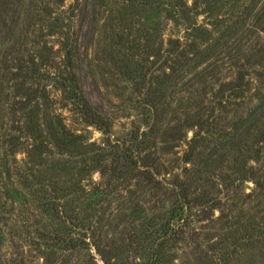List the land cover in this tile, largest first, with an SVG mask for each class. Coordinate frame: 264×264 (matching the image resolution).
I'll return each instance as SVG.
<instances>
[{
	"label": "rangeland",
	"instance_id": "1",
	"mask_svg": "<svg viewBox=\"0 0 264 264\" xmlns=\"http://www.w3.org/2000/svg\"><path fill=\"white\" fill-rule=\"evenodd\" d=\"M39 1L0 0L4 9L3 13L0 11V264H159V254L166 255L163 264H264V248L255 247V240H252L259 237L264 243V157L256 163L252 160L246 162V167L257 171L252 175L261 179L260 185H256L254 177H247L244 181L238 177L244 165L242 156H250L251 150L257 146L255 140L259 135L256 126L264 123V76L254 77L257 81L246 89L250 99L233 101L227 106L225 113L217 117L218 123L210 129V134L207 131L203 133L199 130L200 126L190 120L187 137L174 139L164 136V130L175 123L172 110L176 109L175 113H178L179 108L189 104V94L197 87V78L192 77L195 71L186 77V72L181 73L180 88L176 90V96L169 99L171 108L167 115L162 119L154 120L151 116L146 119L147 114H143V107L137 102L139 97L134 90L135 82L139 80L134 65L144 55L137 53L129 56L120 45L115 31L116 24L124 22L132 12L125 8L123 0H91L89 8H85L86 13L82 3L79 24L81 17H85L78 44L79 54L75 60L77 72L84 93L96 107H101L112 123L111 135L104 136L101 131L86 124L70 101L50 85L48 71L56 67L58 46L55 44L51 49L57 36H53L54 31L46 29L41 32L45 36L40 46L47 40V51L43 52L44 58L35 57L33 65L36 75L43 77L40 87L46 86L52 97L42 114L49 147L42 155L32 153L29 156L24 150L16 151L11 145V137L17 133L21 122L16 101L21 96L22 80L14 79V74L18 58L23 56L28 59L26 54L33 53V45L28 38L34 37L30 30L34 28L33 16L40 12L36 10ZM236 4L238 8L232 0L223 5L222 2H210L201 11L200 19L208 13H226L225 19L243 20L246 27L253 26L264 37V0H236ZM233 12L236 17L229 15ZM168 16L165 11L155 10L137 16L141 27L149 30L151 35L147 44L151 58L160 54L162 37L167 32L175 33L180 29L179 25L174 26V21H169ZM238 25L236 22L235 26ZM231 31L233 28L226 33V37ZM233 35L231 42L243 50L254 48L255 51L257 46L264 48V40L258 44L256 37L248 32L240 30ZM206 52L202 59L205 63L196 67L198 72L207 64L214 65L219 55L214 48ZM246 58L241 57V63H248ZM232 62L226 59L217 77L226 82L231 80L235 72ZM27 65L32 66L29 62ZM124 65L128 69L132 67L134 75L123 74L126 71ZM257 68H253L252 72L264 74L263 68ZM57 119L73 136L62 133ZM148 123L153 132L148 136L144 134L142 138L149 139V142L140 144L143 147L136 149L142 154L151 152L159 161L166 163L167 171L177 168L176 173L181 176L185 173L184 168L191 167L180 161L185 147L183 142H188L196 134V152H202L200 145L203 139L200 136L208 135L209 140L204 143L208 147L192 165V173L200 178L197 184L207 191L203 202L205 206L193 208L183 231L166 244L158 236L163 223L177 213L174 209L178 205L170 187L165 182L156 183L139 175L138 168L114 171L111 160L102 158L101 151L80 150L76 147L78 140L73 139L82 134L88 142L96 141L98 147L108 137L113 144L118 141L127 144L131 128L139 125L141 131H148ZM112 150L114 148L109 147L108 151ZM67 152L73 155L70 157L72 161L87 164L85 172L74 174V178L68 176L69 166L65 169ZM105 153L107 155L108 152ZM226 153H229L228 159ZM25 165L26 168L37 169L35 174L38 179L51 188L55 183L58 188L77 190L73 196L79 195L80 199L72 204L75 219L71 224L44 211L38 187L21 180L20 174ZM194 188L191 187L192 190ZM211 189L215 193H211ZM60 194L61 190H58L53 196ZM249 224L256 225L253 236L249 235ZM43 232L50 236L58 233L74 237L82 243L73 246L54 242Z\"/></svg>",
	"mask_w": 264,
	"mask_h": 264
},
{
	"label": "trees",
	"instance_id": "2",
	"mask_svg": "<svg viewBox=\"0 0 264 264\" xmlns=\"http://www.w3.org/2000/svg\"><path fill=\"white\" fill-rule=\"evenodd\" d=\"M90 1L40 0L37 5L36 10L40 12H36L33 16L34 28L30 30V33L34 37L28 38L29 42L33 45L31 48L33 53L26 54L28 59H25L23 56L18 58L17 71L14 74L16 75L14 79L22 80L20 82L21 96L16 101V104H19L17 110L21 112V120H19L21 122H19L20 125L16 129L17 133L11 137V145H13L16 151L24 150L29 156L32 153L42 155L45 149L49 147L46 139L47 135L44 132L42 114L47 104L51 103L52 97H50V92H47L46 86L40 87V82L43 77L36 75V69L33 65L35 64V57L44 58L43 52L45 53V50L47 51V40H44L42 47L40 46L42 44V38L45 36L41 32L46 29L54 31L53 36H57V39L52 40L51 49L53 50L55 44L58 46V55H55L58 66L56 64L54 70L48 71V78L51 81L50 85L56 87L57 91H60L64 98L70 101L74 110L86 124L95 127L104 136L111 135L110 129L112 123L109 122L105 113L102 112L101 107H96L92 99L84 93L75 61L76 56L79 54V40L82 38L81 35L84 30V22L82 20H84L85 15L81 17V23L79 24L80 7L84 3L83 11L86 13L85 8H89ZM213 1L217 4H221L222 2L223 5L228 0H123L125 8L130 9L132 13H130V16L124 22L116 24V37L119 38L120 45H123L129 56L133 57L137 53L144 55V58L141 61H137L134 65L138 71L137 75L139 79L135 82L134 90L139 97L137 102L143 107V114H147L146 119L150 116L154 120L158 118L162 119L164 115H167L168 110L171 108L169 99L171 96L175 97L177 94L176 90L180 88L179 79L182 77L181 73L186 72V77L195 71L192 77L197 78V87L193 88L191 94H189V104L179 108L181 110H178V113H175L176 109L172 110L175 123L173 126H169L164 130V136L173 137L174 139L187 137L190 120L195 121L200 126L199 130H202L203 133L207 131L210 134V129L214 128L218 123L217 117L225 113L227 106L231 105L233 101L250 99L247 98L246 89L253 85L254 81H257L255 78L264 76L259 71L252 72L253 68L258 70L257 66L259 69H264V48L257 46L255 51H253L254 48L243 50L237 45H234L235 42H231V39L234 37L233 33L240 30L248 32L252 36L254 35L256 40H258V44L260 40H264V37L257 30L253 29V26L246 27L243 20L233 21L230 18L225 19L226 13H218L216 15L208 13L203 19H200L201 11ZM232 1L235 7L238 8L236 0ZM154 10L156 12H167L169 21H174V26L179 25L180 29L175 33L167 32L162 37L163 43L160 48V54L157 57L151 58L148 56L150 46L147 45L150 42L149 38L151 35L149 30L146 31L144 27H141V22L137 19V16H140L142 12H152ZM0 11L2 13L4 11L1 5ZM229 15L236 17L235 12ZM236 22L239 23L238 26H235ZM237 27L244 28H239L238 30ZM232 28V33L226 37V33ZM133 30H135V34H133ZM125 44L126 46H124ZM210 48H214L219 54L215 60V64H207V66L198 72L196 67L197 65L200 66L201 63H205V60L202 59L204 54L207 53L206 51ZM25 51L27 52L28 48ZM242 52H245V54H242ZM21 53L25 55L24 52ZM241 57H247L248 63H241ZM226 59L233 60L232 65L235 67L233 69L235 70L233 72L234 76L227 82L217 77L218 73L222 72L219 69L223 68ZM223 60L224 62L220 63ZM28 62L32 66L27 65ZM124 66L126 71L124 70L123 74L126 73L129 76L130 74L134 75L135 72L132 67L128 69L126 65ZM3 75L4 73L1 76ZM30 82L29 87H25ZM185 86L194 87V85L187 84ZM211 118L213 120L209 121ZM56 122L58 126L61 125L63 134L73 136L66 131V127L61 123V120L57 119ZM147 127H149L148 131H141L139 125L132 127L128 133L130 140L127 144H123L120 141L113 144L108 137L98 147L96 141L88 142L87 139H83L82 134L76 135L73 139L78 140L79 143L76 147H79L80 150L81 148H85L90 152H94L95 150L101 151L102 158H105L106 161L107 159L111 160L113 165L111 169L114 171H127L129 167L138 168L140 169L139 175L152 179L156 183L165 182L170 187V190L175 193L178 199V205L174 209L177 213L174 214L173 218L163 223L158 236V239L166 244L183 231L193 208L201 209L205 206L203 202L205 201L204 198L207 195V191L202 190L197 184L200 178L192 173V165L196 164V157L202 154L208 147L204 143L206 141L209 142V140H207L208 135L200 136L203 139V143L200 145L202 152H196L197 148L196 144H194L197 141L196 134L188 142H183L185 147L182 150L180 161L185 165H191V167L184 168L185 173L181 176L179 173H176L177 168L172 171H167L165 167L166 163L159 161L151 152L142 154L141 151L137 150L143 147L140 144L149 142V139L142 138L144 134L147 133L148 136L149 133L153 132L149 123ZM256 128L259 135L258 139L255 140L257 146L251 150L252 156H242L244 165L238 177L242 181L247 177H254L256 179V185L258 186L262 183L261 179L253 176L257 171L246 167L247 161L250 162L252 160L251 162L256 163L264 157V123L257 125ZM29 141L31 142L29 143ZM28 146L30 147L27 148ZM108 146L114 148V150L108 151ZM245 151L247 153V149ZM105 152H108L107 155ZM67 155L69 156L68 159ZM67 155L65 169L69 166L70 171L68 172V176L70 178H74V174L80 175V172H85L87 164H83L82 161L78 160L72 161L70 157L73 155L69 152H67ZM228 155L229 153L225 155L227 159L229 157ZM28 168L25 165L22 173L20 172L21 180L28 185H36L38 187L37 190L42 194L41 198L44 201L42 204L44 211L51 216H55L58 220L64 218L62 221L71 224L72 219H75V216L72 214L74 212V209L72 210V204L75 200L80 199L79 195L73 196L77 190L58 188L55 183L53 188H51L48 183H44L41 179H38V176L35 174V172H38L37 169H34V167ZM72 169L75 172H71ZM30 176H32V180ZM182 177L184 178L182 179ZM35 180L37 182H34ZM192 186L195 187L194 190L191 189ZM58 190H61V196H53ZM210 192L215 193L213 189ZM249 225L251 229L249 235L253 236L252 231H255L256 225ZM43 235L54 242H63L66 245L77 246L78 243H82L77 238L75 239L74 237L60 235L58 233L50 236L43 232ZM252 240H255L253 241L255 242V247L264 248V243L261 238L257 237V239ZM165 258V254L163 256L159 254V264H163Z\"/></svg>",
	"mask_w": 264,
	"mask_h": 264
}]
</instances>
